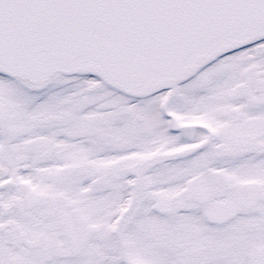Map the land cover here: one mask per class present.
<instances>
[{"label":"snow or ice","instance_id":"obj_1","mask_svg":"<svg viewBox=\"0 0 264 264\" xmlns=\"http://www.w3.org/2000/svg\"><path fill=\"white\" fill-rule=\"evenodd\" d=\"M0 264H264V0H0Z\"/></svg>","mask_w":264,"mask_h":264}]
</instances>
